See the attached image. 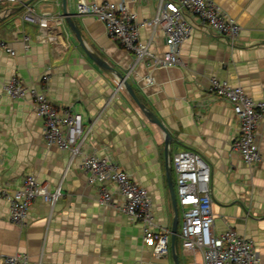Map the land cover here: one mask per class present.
Listing matches in <instances>:
<instances>
[{"label": "crops", "instance_id": "obj_1", "mask_svg": "<svg viewBox=\"0 0 264 264\" xmlns=\"http://www.w3.org/2000/svg\"><path fill=\"white\" fill-rule=\"evenodd\" d=\"M28 1L47 14L46 25L22 18ZM80 1L100 0L66 2L82 43L63 17V0L0 2V42H5L0 46V187L19 189L25 176L34 175L49 190L61 187L62 192L54 204L36 199L22 224L11 221L9 202L0 198V259L21 252L29 264H176L175 255L179 264L201 260L180 235V206L171 245L175 211L168 162L176 190L173 155L190 149L211 167L212 232L233 229L253 239L264 264V115L257 135L261 159L249 165L233 148L239 121L232 104L209 92L211 78L218 77L264 101V0H213L241 25L233 41L190 14L192 32L182 45L181 63L170 67L156 65L151 57L136 60L109 36L103 21L77 13ZM111 1L143 20L156 14L162 0ZM140 39L163 57L162 27H142ZM119 75L170 133L168 158L163 130L126 88L117 90ZM12 77L44 92L60 110L82 116L87 135L80 154L45 142L44 119L30 98L6 94L4 85ZM85 155L113 160L148 190L157 226L171 231L168 254L160 256L145 244L142 223L118 208L122 198L113 184L108 187L118 206L100 204L99 183H90L81 165Z\"/></svg>", "mask_w": 264, "mask_h": 264}, {"label": "built area", "instance_id": "obj_2", "mask_svg": "<svg viewBox=\"0 0 264 264\" xmlns=\"http://www.w3.org/2000/svg\"><path fill=\"white\" fill-rule=\"evenodd\" d=\"M26 1L0 0L10 4H25ZM77 13L103 21L109 36L131 51L136 60L151 57L156 65L165 67L181 63L182 45L192 32L190 14L198 17L208 29L232 41L241 30V25L233 17L227 16L213 0H162L156 14L143 20L138 19L137 14L128 10L125 5L111 0L80 1ZM22 18L35 25H46L49 19L46 13L40 14L30 4L25 5ZM147 25L163 28L167 50L162 58L156 57L150 51L149 43L140 39V30ZM0 46L5 47V42L1 41ZM7 50L14 53L11 48ZM43 78L47 79L48 76ZM116 85L117 90L124 88L119 81ZM4 89L13 99L30 98L34 109L44 119L43 136L48 145L68 150L72 156L81 153L87 132L79 113L70 108L60 110L44 92L28 87L18 77L9 79ZM209 92L232 104L239 121L233 148L240 152L247 164L257 163L261 159L257 135L260 119L264 115V101L253 100L242 87L218 77L211 78ZM172 162L176 176L177 203L183 211L180 235L201 254V260L194 259L190 264H260V254L253 239L246 238L233 229L220 234L212 232L214 214L209 163L202 155L190 149L178 150L173 155ZM81 165L90 174V183H99L100 204L117 205L114 193L108 187V184H113L122 198V204L117 205L118 208L130 219L142 223L145 244L153 246L155 253L160 256L168 254L171 231L157 226L148 190L109 158L85 155ZM61 195V187L51 191L34 175L25 176L19 189L0 187V198L9 202L10 219L18 224L25 222L36 199L41 198L54 204ZM0 264H29V256L16 252L3 256Z\"/></svg>", "mask_w": 264, "mask_h": 264}, {"label": "water", "instance_id": "obj_3", "mask_svg": "<svg viewBox=\"0 0 264 264\" xmlns=\"http://www.w3.org/2000/svg\"><path fill=\"white\" fill-rule=\"evenodd\" d=\"M31 1L26 2V4L30 3ZM66 2L67 0H63V4H64V12H63V17L65 19V21L69 24V26L71 27L72 31L74 32V34L76 35V37L80 40V42L82 43V38L80 35V32L77 28V26L74 23V19L73 16L67 11L66 9ZM96 61L101 64L102 66H104L107 69H111L110 65L105 62L104 60H102L99 57H95ZM118 81L121 82L124 86V88H126V90L130 93V95L135 99V101L138 103V105L142 108L143 112L145 113V115L147 116V118L152 122L157 124L164 132L165 134V144H166V148H167V158L169 157V146L170 143L172 141V137L170 135V133L168 132L167 128L164 126V124L162 123V121L150 110H148L143 104L142 102L139 100V98L137 97L135 91L133 90L132 86L124 80V78L122 76H118ZM168 182H169V187H170V191H171V195H172V201H173V207H174V211H175V222H174V226L172 229V236H171V245L172 247H174L175 244V239H176V235H177V220H178V213H179V207H178V203H177V196H176V191H175V184H174V180H173V176H172V168L168 162ZM175 260H176V264H179L178 261V257L175 255Z\"/></svg>", "mask_w": 264, "mask_h": 264}, {"label": "rangeland", "instance_id": "obj_4", "mask_svg": "<svg viewBox=\"0 0 264 264\" xmlns=\"http://www.w3.org/2000/svg\"><path fill=\"white\" fill-rule=\"evenodd\" d=\"M182 213H183V211L181 210V211H180V215H182Z\"/></svg>", "mask_w": 264, "mask_h": 264}]
</instances>
